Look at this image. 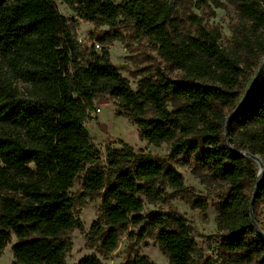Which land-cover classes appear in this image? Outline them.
<instances>
[{"label":"trees","instance_id":"1","mask_svg":"<svg viewBox=\"0 0 264 264\" xmlns=\"http://www.w3.org/2000/svg\"><path fill=\"white\" fill-rule=\"evenodd\" d=\"M56 2L107 27L97 38L102 45L124 28L152 46L158 62L141 71L135 91L106 49H81ZM235 5L241 30L226 48L220 32L197 17L180 25L174 0H0V255L15 238L12 264H68L70 233L82 228L78 209L99 198L87 247L106 257L125 234L152 236L168 264H193L187 221L172 208L143 214L146 203L163 201L166 186L207 210L171 161L223 186L215 223L228 264H264L257 214L264 205V71L234 113L259 67L257 55L264 56V0ZM103 96L141 140L166 144L167 156L123 141L96 149L85 124ZM235 150L260 160L259 178L257 163ZM75 264L101 261L89 255ZM122 264L155 263L134 254Z\"/></svg>","mask_w":264,"mask_h":264},{"label":"rangeland","instance_id":"2","mask_svg":"<svg viewBox=\"0 0 264 264\" xmlns=\"http://www.w3.org/2000/svg\"><path fill=\"white\" fill-rule=\"evenodd\" d=\"M235 2L236 0H174L175 15L182 26H186L191 21L190 18L197 17L204 25L217 29L222 37V46L230 48L232 47L231 35L241 30ZM56 6L60 15L69 19L73 35L81 49L85 53L90 51L100 53L106 49L111 64L128 81L133 91L137 89L141 71L157 64L156 53L147 41H137L130 37L127 30L119 27L122 37L102 45L97 38L108 30L107 27H95L81 21L65 4L56 2ZM256 60H258L259 67L263 64L262 71H264V56L257 55ZM17 87L20 90L23 88L21 84H17ZM95 109H99L100 112H96ZM85 127L91 135L93 146L102 152L107 144L117 147V142L123 141L134 150H143L162 158L167 156L168 146L162 144L156 147L141 140L138 128L127 118L116 114L114 101L108 96L96 100L91 120L85 124ZM169 164L183 176L187 193L202 198L207 203V210L203 212L192 206L188 202V197L176 194L166 186L163 201L153 204L146 203L143 214L147 215L156 211L165 213L169 208L174 209L191 227L192 236L196 242L193 264H228L226 256L219 249V233L215 223L217 205L223 186L200 178L189 168L176 165L171 161ZM73 190H80V186L76 185ZM100 203L99 198L88 200L83 207L78 209V219L82 228L81 230L74 229L70 233L72 246L66 256L68 264H75L89 255L97 256L101 264H122L127 256L134 254L147 256L155 264H168L166 256L152 236L143 240H134L129 239L125 234L121 237L116 250L106 257L100 256L95 249L87 247V233L98 217ZM257 214L264 227V205L257 208ZM15 242V238H12L11 243L5 247L0 255V264L13 263L11 247Z\"/></svg>","mask_w":264,"mask_h":264},{"label":"water","instance_id":"3","mask_svg":"<svg viewBox=\"0 0 264 264\" xmlns=\"http://www.w3.org/2000/svg\"><path fill=\"white\" fill-rule=\"evenodd\" d=\"M262 69H263V64L258 68L257 72L255 73V75H254V77H253V79H252L250 85L248 86V88H247V90H246L245 95L243 96V98H242V100H241V102H240L239 107L236 109V111H235L234 113H236V112L239 110V108L242 106V104H243V102L245 101V99H246V97H247V95H248L250 89H251L252 86L256 83V81H257V79H258V77H259V75H260ZM234 113H232V114L227 118L226 122L229 121V119L231 118V116H232ZM226 140H227V138H226ZM227 143H228V140H227ZM235 152H237V153H239V154H241V155H243V156H246V157L250 158L251 160H253L254 162L257 163V165H258V167H259V172H258V178H259V177L261 176V173H262V170H263V166H262V163L260 162V160H259L257 157L250 155L249 153L239 152V151H236V150H235ZM251 202H252V201H251ZM251 219H252L253 224L256 225V223L254 222L252 216H251ZM261 233H262V232H261ZM263 235H264V233H263Z\"/></svg>","mask_w":264,"mask_h":264},{"label":"built area","instance_id":"4","mask_svg":"<svg viewBox=\"0 0 264 264\" xmlns=\"http://www.w3.org/2000/svg\"><path fill=\"white\" fill-rule=\"evenodd\" d=\"M96 46L98 47V45H96ZM95 111H96V112H98V113L100 112V110H99V109H95Z\"/></svg>","mask_w":264,"mask_h":264}]
</instances>
